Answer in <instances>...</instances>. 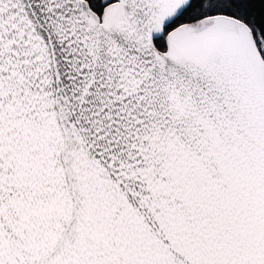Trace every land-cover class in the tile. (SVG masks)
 <instances>
[{
  "label": "snow or ice",
  "instance_id": "6c2138e0",
  "mask_svg": "<svg viewBox=\"0 0 264 264\" xmlns=\"http://www.w3.org/2000/svg\"><path fill=\"white\" fill-rule=\"evenodd\" d=\"M0 264H264V0H0Z\"/></svg>",
  "mask_w": 264,
  "mask_h": 264
}]
</instances>
